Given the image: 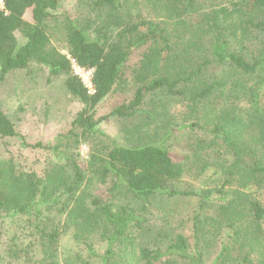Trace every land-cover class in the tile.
<instances>
[{"label": "trees", "instance_id": "trees-1", "mask_svg": "<svg viewBox=\"0 0 264 264\" xmlns=\"http://www.w3.org/2000/svg\"><path fill=\"white\" fill-rule=\"evenodd\" d=\"M1 1L0 84L36 65L63 77L82 107L45 148L61 165L38 176L13 156L0 158V264H204L216 242L213 264H264V0H82L105 21L96 37L58 13L62 0ZM51 22L61 50L93 70L92 95L50 42ZM136 52L133 100L95 118ZM154 93L190 109L162 139L117 145L96 134L101 121L132 117ZM143 120L154 124L156 116ZM19 136L0 107V139ZM80 141L90 145L87 178ZM208 172L204 187L184 185ZM107 183L108 197L93 193ZM181 198L195 201L188 231L177 215ZM61 237L70 248L62 261Z\"/></svg>", "mask_w": 264, "mask_h": 264}, {"label": "rangeland", "instance_id": "rangeland-1", "mask_svg": "<svg viewBox=\"0 0 264 264\" xmlns=\"http://www.w3.org/2000/svg\"><path fill=\"white\" fill-rule=\"evenodd\" d=\"M83 6L82 0H62L58 7V13L68 14L78 25L88 27L92 32L91 36L96 37L95 34L98 30H104L105 21L90 16L88 10ZM23 18L27 22H31V10H28ZM49 26L50 42L64 56H67V53L61 50L59 39L62 36L57 30V24L51 22ZM107 35L110 37V34ZM16 37L20 40L18 33H16ZM139 59V52L131 56L122 82L111 95L97 106L95 118L107 116L116 107L128 105L133 100V92L141 80L139 77L137 78ZM63 81V77L49 78L46 69L31 65L26 70L8 75L5 82L0 84L1 110L14 123L15 130L20 135L15 138L0 139V158L13 156L23 169L33 171L38 176L44 174L46 166L63 163L45 148L55 145L63 138L82 107L65 89ZM189 110L185 104L174 102L161 93H154L144 100L138 112L132 117L109 116L96 125L94 130L96 134L103 135L104 139H107L105 143L134 145L138 144L139 138L153 142L162 139L170 129L176 128L182 118L188 115ZM148 114L155 115L156 120L154 124L144 125L143 117ZM36 144H40L43 148L32 147ZM89 149L88 143L80 141L78 146L79 164L85 173V178L88 176ZM169 149L180 154L179 147L177 148L175 144L171 143ZM210 175L211 173L208 172L196 180L186 177L184 185H192L196 188L204 187L205 181ZM109 187V183L103 186L99 185L93 190V193L106 198ZM260 199L264 205V196H261ZM115 202L119 203L120 198L118 197ZM175 204L181 207L177 215L188 222V218L193 213L195 201L181 198ZM153 215L152 223L154 226H159L158 221H160L161 213L153 210ZM189 225L188 222L187 231L190 230ZM187 236L190 237V234ZM66 239V237H61L59 241L60 261H62L63 253L70 249ZM220 248V243L216 242V245L206 249L203 254L204 264H213Z\"/></svg>", "mask_w": 264, "mask_h": 264}, {"label": "built area", "instance_id": "built-area-1", "mask_svg": "<svg viewBox=\"0 0 264 264\" xmlns=\"http://www.w3.org/2000/svg\"><path fill=\"white\" fill-rule=\"evenodd\" d=\"M0 5L2 6L1 0H0ZM66 58L70 62V67H71L73 75L76 76L80 80L83 87L87 90V94L92 95L94 93V89L91 83V77H92L93 70H87V69H84L78 66V64L73 59H71L68 55L66 56Z\"/></svg>", "mask_w": 264, "mask_h": 264}]
</instances>
